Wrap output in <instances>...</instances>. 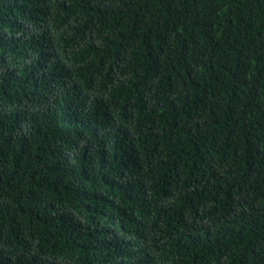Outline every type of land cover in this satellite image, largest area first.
<instances>
[{"label": "trees", "instance_id": "1", "mask_svg": "<svg viewBox=\"0 0 264 264\" xmlns=\"http://www.w3.org/2000/svg\"><path fill=\"white\" fill-rule=\"evenodd\" d=\"M0 264H264V0H0Z\"/></svg>", "mask_w": 264, "mask_h": 264}]
</instances>
